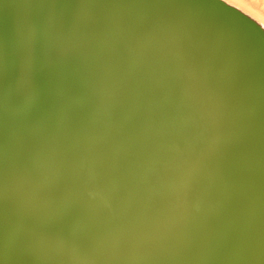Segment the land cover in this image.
<instances>
[{
	"label": "bare ground",
	"instance_id": "bare-ground-1",
	"mask_svg": "<svg viewBox=\"0 0 264 264\" xmlns=\"http://www.w3.org/2000/svg\"><path fill=\"white\" fill-rule=\"evenodd\" d=\"M220 2L0 0V264H264V48Z\"/></svg>",
	"mask_w": 264,
	"mask_h": 264
},
{
	"label": "rangeland",
	"instance_id": "rangeland-1",
	"mask_svg": "<svg viewBox=\"0 0 264 264\" xmlns=\"http://www.w3.org/2000/svg\"><path fill=\"white\" fill-rule=\"evenodd\" d=\"M220 5H221L220 6L221 9L227 15H230V17H235L241 23L247 26L251 36H255V38L259 41L260 49L263 50L264 48V0H221ZM14 209H16V207H14ZM21 219H23L25 223H28L29 221L27 216H23V218ZM20 230H19L20 231L19 235L24 237L25 231L23 229H20ZM37 233H38V236L41 237V234H39V232ZM25 261L28 262V259L25 258Z\"/></svg>",
	"mask_w": 264,
	"mask_h": 264
}]
</instances>
